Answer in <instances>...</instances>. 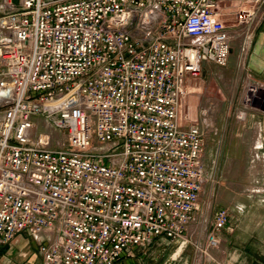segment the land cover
Returning <instances> with one entry per match:
<instances>
[{"label": "built area", "instance_id": "2783aa9c", "mask_svg": "<svg viewBox=\"0 0 264 264\" xmlns=\"http://www.w3.org/2000/svg\"><path fill=\"white\" fill-rule=\"evenodd\" d=\"M230 1L0 0L1 245L26 233L43 264H133L188 237L203 137L181 105L203 63L227 66ZM229 221L217 210L209 248Z\"/></svg>", "mask_w": 264, "mask_h": 264}, {"label": "rangeland", "instance_id": "374dc122", "mask_svg": "<svg viewBox=\"0 0 264 264\" xmlns=\"http://www.w3.org/2000/svg\"><path fill=\"white\" fill-rule=\"evenodd\" d=\"M235 35L234 42L240 44L242 54L235 64L230 59V71L225 67L202 68V77L190 84L182 102L181 118L184 126L197 124L202 132L200 204L208 212L206 221L210 226L216 209L228 210L234 228L242 222L247 236L243 244L251 249L257 245L249 236L264 239V165L254 158L255 154L264 158V146L258 149L254 142V114L264 111V89H259L247 69L241 68L249 38L240 32ZM206 221L199 225L205 228ZM173 249L167 251L172 253ZM154 252L152 247L137 254L147 255L146 263L155 264Z\"/></svg>", "mask_w": 264, "mask_h": 264}, {"label": "crops", "instance_id": "0c3cea01", "mask_svg": "<svg viewBox=\"0 0 264 264\" xmlns=\"http://www.w3.org/2000/svg\"><path fill=\"white\" fill-rule=\"evenodd\" d=\"M223 10L225 20L232 33L240 32L249 38L247 46L245 49L243 48L246 54L244 65L242 67L241 64V68L247 69L248 75L256 81L254 84L260 86L259 89H264V0H232L223 4ZM241 10H250L255 13L254 21L249 26L237 27L235 15ZM234 41L232 42L231 55L227 66H225V69L229 71L231 70L230 59H234L235 64L237 57L242 54L240 44ZM203 67L221 68L211 63H203L201 68ZM254 115L257 118L254 129L258 130L261 135L260 149H262L264 146V111H257ZM216 212L217 209L213 212L212 222L209 226L205 219L208 212L201 208L199 200L195 221L190 227L186 239L156 240L153 245L155 252L152 258L155 264H264V239L259 236H249L252 241H255L254 245L256 244L257 248H246L244 246L246 244L243 242H246L244 237L247 236L243 234L244 227L241 221H238L239 223H236L234 228L230 219L227 228L217 233V246L215 248L208 247L206 235L211 228ZM203 221H206L205 228L199 225ZM47 234L48 232L45 231L41 237L45 238ZM195 241L202 243L204 248L202 251L195 248L193 244ZM169 248H174V251L172 253L167 251ZM137 253L133 264H147V255L140 256ZM137 255L139 256L137 257ZM0 264H43L38 240L26 233H20L14 236L8 244H0Z\"/></svg>", "mask_w": 264, "mask_h": 264}, {"label": "bare ground", "instance_id": "6f19581e", "mask_svg": "<svg viewBox=\"0 0 264 264\" xmlns=\"http://www.w3.org/2000/svg\"><path fill=\"white\" fill-rule=\"evenodd\" d=\"M257 86V85H256ZM257 87H260V86H257ZM254 142H255V146L260 149V146L262 145V140H261V135L259 133V131L257 130L256 132V135H255V139H254ZM254 146V147H255ZM254 155V154H253ZM254 158L257 160V161H260L261 163H263L264 165V158H260L257 154L254 155ZM196 230V229H194Z\"/></svg>", "mask_w": 264, "mask_h": 264}]
</instances>
